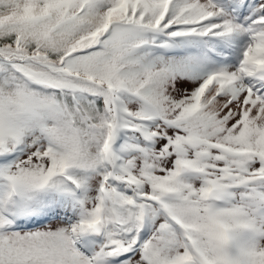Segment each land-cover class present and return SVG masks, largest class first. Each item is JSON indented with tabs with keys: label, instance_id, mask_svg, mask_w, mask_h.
<instances>
[{
	"label": "snow or ice",
	"instance_id": "6c2138e0",
	"mask_svg": "<svg viewBox=\"0 0 264 264\" xmlns=\"http://www.w3.org/2000/svg\"><path fill=\"white\" fill-rule=\"evenodd\" d=\"M0 264H264V0H0Z\"/></svg>",
	"mask_w": 264,
	"mask_h": 264
},
{
	"label": "rangeland",
	"instance_id": "374dc122",
	"mask_svg": "<svg viewBox=\"0 0 264 264\" xmlns=\"http://www.w3.org/2000/svg\"><path fill=\"white\" fill-rule=\"evenodd\" d=\"M185 87H190L189 85H185ZM53 226H55V225H53Z\"/></svg>",
	"mask_w": 264,
	"mask_h": 264
}]
</instances>
